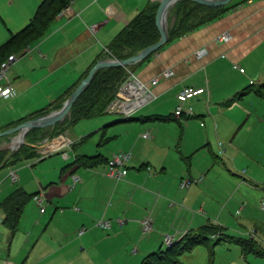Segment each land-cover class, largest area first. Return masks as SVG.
Here are the masks:
<instances>
[{
  "label": "crops",
  "instance_id": "obj_1",
  "mask_svg": "<svg viewBox=\"0 0 264 264\" xmlns=\"http://www.w3.org/2000/svg\"><path fill=\"white\" fill-rule=\"evenodd\" d=\"M43 1L0 0V48L31 23ZM155 1L71 0L68 11L56 16L38 39L22 47L12 44L1 56L19 59L7 75L14 94L0 98V132L66 99L96 62L111 58L107 47L115 36ZM217 12L213 20L190 26L148 59L128 66L151 97L129 116L107 123L120 126L110 136L105 130L101 135L97 146L107 145V156L75 154L98 156L95 166L73 164L75 156L68 160L65 149L85 140L68 130L62 138L70 144L60 147L63 156L49 163L51 174L36 181V187L18 177L15 166L26 159L1 164L10 178L11 172L17 175L13 185L0 189L2 221L1 204L8 197L20 191L28 200L14 233L0 224V264H140L149 254L166 250L164 236L178 241L206 226L223 237L214 249H227L211 263L202 250L199 257L181 259L264 264V0H232ZM226 34L227 41L219 40ZM189 86L207 92L189 101L193 116L175 119L176 95ZM105 114L115 113L106 107ZM156 121L177 126L171 123V134L165 135V125ZM102 125L88 133H98ZM145 132L151 137L143 138ZM117 151L132 153L120 181L106 175ZM72 175L80 179L73 189ZM183 179L196 182L181 189ZM18 181L20 188L14 189ZM32 191L43 192V213L28 194ZM147 211L153 229L143 235L140 221ZM118 218L125 223L118 225ZM101 219L111 221L109 229L96 226ZM80 229L85 231L78 235Z\"/></svg>",
  "mask_w": 264,
  "mask_h": 264
},
{
  "label": "trees",
  "instance_id": "obj_2",
  "mask_svg": "<svg viewBox=\"0 0 264 264\" xmlns=\"http://www.w3.org/2000/svg\"><path fill=\"white\" fill-rule=\"evenodd\" d=\"M70 1L71 0H44L38 7L31 23L0 48V58L1 56L3 57V53L9 50L12 44L22 47L42 36L50 23L69 5ZM157 8L158 5L155 2L150 4L115 36L111 44L107 47V52L110 57L117 60L128 59L159 40L160 36L155 25ZM222 8L223 7H205L189 0L178 1L171 11L172 16H174L173 24H170L169 17L168 43L186 32L190 26L193 28L213 20L214 17L219 14L217 11ZM10 55L13 54H7L4 59L1 58L0 64ZM129 68L130 67H115L98 70L88 87L72 105L70 109V118L67 120L69 126L81 120L105 114L106 107L116 98L119 86L127 78V70ZM262 88H264L263 85ZM73 89L67 93V98L70 96ZM64 101L65 99L53 103L51 108L44 111L40 116L58 110L62 107ZM57 129L58 125L54 127V134L57 133ZM18 155H24V157L18 158L19 161H21V159L35 157V152L34 150L33 152H26L21 148L20 152L15 153L11 158L16 159ZM2 158L3 154L0 153V166L3 163ZM97 159L98 156L84 157L76 155L73 164L90 168L97 164ZM27 200L28 196L25 193L17 191L1 204V208L5 213L3 223L13 233L18 228L22 208ZM211 237L219 238H213L214 240L211 241ZM222 240L223 237L221 236V232H218L214 227L206 226L197 232H189L180 240L174 242L170 247H167L165 251L149 254L141 260L140 264H180V257L197 246L207 248L209 262L211 263L213 260V250Z\"/></svg>",
  "mask_w": 264,
  "mask_h": 264
},
{
  "label": "rangeland",
  "instance_id": "obj_3",
  "mask_svg": "<svg viewBox=\"0 0 264 264\" xmlns=\"http://www.w3.org/2000/svg\"><path fill=\"white\" fill-rule=\"evenodd\" d=\"M155 3L158 5L159 4L158 0H156ZM175 4L169 9V11L167 13V17H166L167 29L169 26V17H170V20L174 19V16H172L171 11L174 8ZM110 59L117 60L113 57H111ZM130 73H131V71H127V77L129 76ZM67 99L68 98H66L65 101ZM122 117H123V115L120 116L117 114H103L100 117L81 120L77 124H75L73 126H69L68 121H67L70 118V112H69V114L62 121H60L56 124V125H58L57 133H60V134H57V133L54 134L53 133L54 127L56 125L51 126V127H46V128H34V129L29 130L24 135L23 142L20 145H18L15 149L12 148V144L14 142V139H16L18 137L17 134H13V135H10L7 137L0 138V153L3 154V158H2L3 163L2 164L3 165L5 164V166H9V165H13L15 163H18V161H19L18 158L24 157V155H18L16 157V159H12L11 157L15 153L20 152L21 148L24 149L26 152H33V150H34V152H35L34 158L23 160L21 163L16 165L15 168L18 170V177L19 178H22V176H23L26 179H29L31 181V184L34 187H36V184H34V183H36V181H38V180L42 181V178L51 174L52 169L49 166V163H51V161H53L55 158H61L63 156L61 151L62 152H65V151L70 152V157L68 160L73 159V156H75V154H78V153L79 154L80 153L81 154H87V155L91 156V155H95L97 152H101L104 156H107V154L105 152L109 151V148H107L108 146L107 145L97 146L98 142L100 141L101 135H102L104 130L107 132V136H110V135L114 134L115 130H118L120 128V126H117L118 124H116L115 126L114 125H108V124H109V122H112L116 119H121ZM100 122L103 123V125L101 126V129L98 131V133H96V134L95 133H88V132H90V130H94L95 126L99 125ZM104 123L105 124L108 123L107 126L104 127V125H105ZM127 123H130V122H127ZM171 123H173L175 126H177L175 121H172V122H158V121H156L157 125H163V126L165 125L166 128L163 129V131L165 132V135L171 134L169 132V128L173 127ZM66 130H68L69 135L70 134L73 135V133L76 134V132H77V136L79 134H83L80 138H77V139H82V137H83V138H85V140L82 142H77L73 148L71 147L68 150L65 149V151H64L63 149H60L59 151H57L55 153L52 152L50 147H49V143H53V142L55 143L57 141L62 142L59 138H61L63 136L62 134ZM76 141H79V140H76ZM67 144H68V142L64 138L63 143H61L59 146L67 145ZM52 149H54V148H52ZM44 156H46V157H44ZM100 167H103V166H100ZM8 172H9V169H6V168L0 170V185H1L0 189H1V191L3 189H7L8 186H10V185H13L11 183V178L9 177ZM6 176H8V177L5 178ZM13 188L19 189L20 188V181H18L13 186ZM29 190L31 191V189H29ZM33 192L34 191H32L31 193H28V194L32 195ZM46 204L47 203L44 204V207H46ZM195 249H200V250H195ZM221 249H227V247L222 246V245L217 246L216 249L213 250L214 255L212 257H220L219 251H221ZM201 250L204 251V252H202V254L205 253V257H209L208 252L205 251L203 246L202 247L197 246L193 250H191L190 252L183 254L181 257H184V258L185 257H199V256H196L198 253L197 251H201ZM224 255H226V254H224ZM231 255H232V253L229 254V256H231ZM247 255L249 256V254H247ZM181 257H180V264H193L192 262H188V261L186 262L184 260V258L181 259ZM202 257H204V256L202 255ZM250 257H253V256L250 255Z\"/></svg>",
  "mask_w": 264,
  "mask_h": 264
},
{
  "label": "built area",
  "instance_id": "obj_4",
  "mask_svg": "<svg viewBox=\"0 0 264 264\" xmlns=\"http://www.w3.org/2000/svg\"><path fill=\"white\" fill-rule=\"evenodd\" d=\"M69 6L63 9L58 15H62L66 11H68ZM94 30V27L91 28ZM221 41H227L228 35H223L219 38ZM19 59L18 55L13 54L10 55L4 62L0 64V98L1 99H8L14 94V88L9 83L7 79V75L9 69L12 64H14ZM235 68H238L235 66ZM240 72H243V69L239 68ZM170 73H166L165 76L168 77ZM156 80L152 82V84H156ZM207 92L205 87H183L176 95L177 104L173 110V117L175 119H184L185 117L193 116L194 112L190 105H188L189 101L197 96L203 95ZM151 97L146 86L141 83L132 73L121 83L118 88V92L116 98L107 106V112L115 113L119 115L129 116V114L134 111L135 109L141 107L142 105L146 104ZM142 137L145 139L150 138L149 132H145L142 134ZM63 141V138H59ZM65 141V140H64ZM68 144H70L69 140L66 139ZM67 144V145H68ZM62 146V145H61ZM56 149H51L52 152H57L60 147ZM66 155V154H65ZM132 153L125 152V151H117L113 153L108 160L107 163V172L106 175L115 180L120 181L122 180L127 174V163L131 160ZM11 179L13 182L17 180V175L15 172L10 173ZM72 185L70 186L71 189L75 187V185L80 181L79 177L72 175ZM193 182L188 179H183L179 182V187L181 189H187L193 184ZM33 202L39 207L40 213L45 211L44 204L46 202L44 194L42 191L34 194L32 196ZM264 206V204H263ZM2 219L0 217V224ZM118 225H123L125 223L124 219H116ZM96 226L102 229H109L111 226L110 220H98L96 221ZM141 233L143 235H149L153 229V216L151 211H147L146 215L141 218L140 221ZM85 229H80L78 231V235L84 233ZM163 242L166 247H170L176 240L170 236H164Z\"/></svg>",
  "mask_w": 264,
  "mask_h": 264
},
{
  "label": "water",
  "instance_id": "obj_5",
  "mask_svg": "<svg viewBox=\"0 0 264 264\" xmlns=\"http://www.w3.org/2000/svg\"><path fill=\"white\" fill-rule=\"evenodd\" d=\"M179 0H158V8L155 15V25L159 33V40L144 48L136 55L124 59V60H114V59H102L96 62L91 69L88 71L86 77L80 81V83L72 91L68 99L63 103L62 107L58 110L49 112L46 115L29 119L15 127L9 128L5 131L0 132V138L7 137L13 134H17L18 137L24 140V135L31 129L34 128H46L56 125L58 122L62 121L70 112L72 105L81 96L84 90L88 87L91 80L93 79L95 73L103 68H115V67H128L134 63L141 62L157 52L162 46H164L169 41L168 29H167V13L169 9ZM194 3L205 7L219 8L227 5L232 0H190ZM21 142V143H22ZM20 143V144H21Z\"/></svg>",
  "mask_w": 264,
  "mask_h": 264
},
{
  "label": "bare ground",
  "instance_id": "obj_6",
  "mask_svg": "<svg viewBox=\"0 0 264 264\" xmlns=\"http://www.w3.org/2000/svg\"><path fill=\"white\" fill-rule=\"evenodd\" d=\"M10 46V45H9ZM22 142V139L20 137H17L16 139H14V142L12 144V148L15 149L18 145H20V143ZM62 142L57 141V142H53V143H49V147L50 149L52 148H57ZM48 144V143H47ZM12 164V163H11ZM2 214V213H1ZM3 222V221H2ZM4 224V223H3Z\"/></svg>",
  "mask_w": 264,
  "mask_h": 264
}]
</instances>
